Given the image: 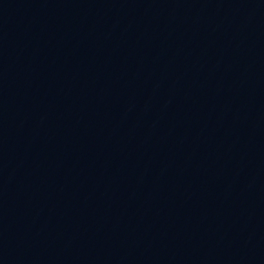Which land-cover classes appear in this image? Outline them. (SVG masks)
Masks as SVG:
<instances>
[{"label":"water","instance_id":"obj_1","mask_svg":"<svg viewBox=\"0 0 264 264\" xmlns=\"http://www.w3.org/2000/svg\"><path fill=\"white\" fill-rule=\"evenodd\" d=\"M0 264H264V0H0Z\"/></svg>","mask_w":264,"mask_h":264}]
</instances>
